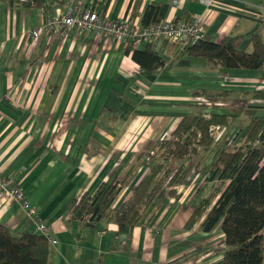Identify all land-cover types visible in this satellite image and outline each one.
<instances>
[{
    "label": "crops",
    "instance_id": "crops-1",
    "mask_svg": "<svg viewBox=\"0 0 264 264\" xmlns=\"http://www.w3.org/2000/svg\"><path fill=\"white\" fill-rule=\"evenodd\" d=\"M130 1L86 3L114 20L131 16ZM151 2L168 4L166 20L179 19L183 13L196 19L215 42L243 35L240 47L250 52V37L257 31L264 43V0H213L210 5L199 0H143L140 14L131 17L140 23ZM45 16L42 8L0 0V172L22 189L48 226L56 242L50 244V264L221 261L223 234L214 240L213 231L205 234L198 226L185 228L203 194L205 187L200 186L211 163L203 161L193 169L194 175L191 171L176 197L168 199L148 226L119 232L114 223L103 221L93 230L82 231L70 215L83 194L93 195L110 177L123 176L146 142L170 135L181 118L198 111L197 105H206L198 97L224 105L223 109L206 107L207 111L231 118L242 112L250 120L264 118V99L252 96L264 92V64L258 69H222L164 43L155 50L166 64L144 73L125 53L128 45L108 36L68 29L59 37L43 31L32 38L31 31L42 27ZM146 44L133 47L144 49ZM222 90L231 94L209 95ZM102 107L117 111L113 125L101 115ZM146 172L144 162L112 208L127 200ZM188 196L194 197L192 206L187 204ZM0 224L14 234L37 229L6 195L0 200Z\"/></svg>",
    "mask_w": 264,
    "mask_h": 264
},
{
    "label": "trees",
    "instance_id": "trees-1",
    "mask_svg": "<svg viewBox=\"0 0 264 264\" xmlns=\"http://www.w3.org/2000/svg\"><path fill=\"white\" fill-rule=\"evenodd\" d=\"M66 1L13 0L16 5L42 8L45 15L51 8ZM142 3L143 0L130 1L128 11L132 17L140 14ZM167 10L166 3L147 4L140 24L148 26L164 20ZM190 19L183 13L175 21ZM243 39V35L226 36L215 42L205 35L182 52L222 69L260 68L264 64V43L260 34L257 31L251 34L250 52L240 47ZM125 53L144 73H153L166 64L152 43H147L144 49L128 44ZM230 94L227 90L209 93L212 98H226ZM252 96L264 99V92H254ZM205 108L202 106L181 118L168 137L146 142L119 179L110 177L99 185L93 195L83 194L75 200L70 220L80 223L82 231L93 230L96 224L103 221L114 223L119 232L131 230L137 225L148 226L168 199L176 197L177 188L185 183L191 171L202 166L203 150L214 145L210 127L214 124L227 125L230 120L227 114ZM117 114V111L106 107L101 109V115L109 125L118 120ZM241 134L245 143L225 145L217 151L209 167L211 181H227L216 203L206 212L203 220L201 217L208 203H201L185 226L191 229L198 225V231L205 234L219 227L224 236L225 250L221 261L216 264H264V118L251 119ZM255 138L259 142L249 144ZM144 162L147 166L144 177L126 201L116 209L112 208L115 199ZM49 236L37 231L14 234L0 224V264H50Z\"/></svg>",
    "mask_w": 264,
    "mask_h": 264
},
{
    "label": "built area",
    "instance_id": "built-area-1",
    "mask_svg": "<svg viewBox=\"0 0 264 264\" xmlns=\"http://www.w3.org/2000/svg\"><path fill=\"white\" fill-rule=\"evenodd\" d=\"M173 1L174 3L179 2V0ZM199 1L205 5H210L213 0ZM68 29H75L79 32H94L131 45L143 42L152 43L157 47L169 43L177 45L181 50L197 40L203 39L206 35L196 19L191 18L185 21L164 19L152 25L142 26L129 16L114 20L106 18L100 15L96 8L88 5L86 0H67L63 5L51 8L45 16L42 27L34 29L30 35L32 38H37L40 32L44 31L53 38L63 35ZM198 100L208 103L204 97H199ZM210 130L212 135L215 134L219 140L223 130L215 131V126H211ZM250 142L256 144L259 139L255 138ZM4 195L26 212L27 216L36 224L38 233L49 236L48 226L40 219L37 210L29 203L22 189L0 172V200L3 199ZM48 240L52 246L56 244L50 236Z\"/></svg>",
    "mask_w": 264,
    "mask_h": 264
},
{
    "label": "rangeland",
    "instance_id": "rangeland-1",
    "mask_svg": "<svg viewBox=\"0 0 264 264\" xmlns=\"http://www.w3.org/2000/svg\"><path fill=\"white\" fill-rule=\"evenodd\" d=\"M129 17L132 20H134V18H132L131 16H129ZM99 35H101V34H99ZM114 41H117V40H114ZM172 45H174V44H172ZM198 98H197V100H198ZM205 99L208 101V103L207 102H203L204 104L207 105V106L206 105H202L204 107H211V108L218 107L220 109L224 108V105L215 106L214 104H211V102L207 98H205ZM198 101H200V100H198ZM202 106L201 105H197V107H200V109L202 108ZM242 109H245V108H240V110H242ZM229 119L232 120V121H231V123H229L230 122V120H229L227 125H220V124L212 125V126H215V131H219L220 132L221 129L223 131H222V134H221L219 140H217L215 134L212 135V132H210L212 137H213V139H214V145H213L212 148H209V149L207 148V149L203 150L202 156L204 157V162H207L208 164L212 163L214 157L216 156L217 151L219 149H221L222 147H224L225 145H227V144L242 145V144L245 143L244 137H243V135L241 133H242L243 129H245L247 124L250 122L249 121L250 120L249 117L246 116V112H242L240 115H236V116H234L232 118L230 117ZM217 127H219V128L217 129ZM215 131H214V133H215ZM167 136H169V134L164 135V137H167ZM250 144L253 145V144H255V142H250ZM208 164H207V166H209ZM194 171H192L191 175H194ZM209 176H210L209 173L206 172L205 175H204L205 180H204L203 184H201V186H200V187H203V186L205 187L202 196L199 197V199L195 203L192 202L193 198H194L193 196H188V200H187V204H189L191 206L194 203L193 212H194L195 208L198 207L201 203H203V202H207L208 203L207 204V208H205L204 213L202 214L201 220L204 219V215L206 214V212L211 207H213V205L216 203L221 191L223 190V188L227 184V181H219V180L211 181ZM192 180H195V177H193ZM128 188H129V185L127 186V188H125V190L128 189ZM196 226H198V225H196ZM213 232H214V240L220 239V237L222 236V232L219 229V227L215 228L213 230ZM219 245L221 246V243ZM222 246H223V248L221 249L220 253H223L224 250H225V246L224 245H222Z\"/></svg>",
    "mask_w": 264,
    "mask_h": 264
}]
</instances>
